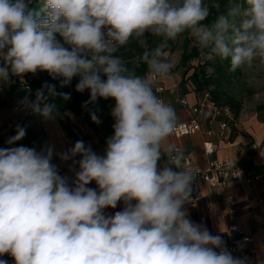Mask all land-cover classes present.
Wrapping results in <instances>:
<instances>
[{
    "label": "clouds",
    "instance_id": "clouds-1",
    "mask_svg": "<svg viewBox=\"0 0 264 264\" xmlns=\"http://www.w3.org/2000/svg\"><path fill=\"white\" fill-rule=\"evenodd\" d=\"M210 15L205 0H0V83L38 71L62 78L61 87L79 77L76 91L89 90L90 102L114 101L103 155L83 141L55 153L73 161L74 179L53 163L54 146H11L25 127L0 148V264L5 255L14 264H249L189 218L196 176L175 145L164 147L177 113L155 92L173 75L169 42L185 33L232 71L264 65V0H243L205 23ZM132 42L143 76L118 54ZM58 95L70 98L45 83L19 103L54 121L49 98ZM91 120L101 123L95 112Z\"/></svg>",
    "mask_w": 264,
    "mask_h": 264
},
{
    "label": "crops",
    "instance_id": "crops-1",
    "mask_svg": "<svg viewBox=\"0 0 264 264\" xmlns=\"http://www.w3.org/2000/svg\"><path fill=\"white\" fill-rule=\"evenodd\" d=\"M14 77H11V82ZM165 91L158 93V96L166 103L174 107L177 113V122L187 121L190 118L188 108L197 104L202 94L188 87L178 72H173L172 78L166 81H160ZM9 84L0 83V148H6L10 145L7 141L16 134L17 126L26 128L25 137L16 142L15 145H24L33 147L37 151L45 146H54L53 163L59 168L61 175L74 179L75 168L73 161H61L55 153H62L73 146V140L64 142L67 135V129H78L82 133V138L86 146H91L95 150L97 135L101 132L88 126L84 122L81 114L68 116L66 111L54 121H45L40 116L24 108L19 102L28 96L30 100L35 98L27 91L15 90L9 93ZM187 86V87H186ZM172 90V91H170ZM184 97L188 106H181L178 98ZM239 117V127L236 130H227L223 135H219L217 121H203L201 130L186 136H171L164 143L166 148L169 143L179 147L181 152L191 158V160L200 168L207 166L208 161L213 159L222 161L229 159L236 163L249 167L254 173L261 175V178L247 184L245 182H229L224 189L202 185L198 193V199L195 204L185 207L189 212V218L197 223L207 227L213 235L231 237V222L228 214L233 213L235 222L240 225L242 231L250 235L253 239L251 246L246 250H239L233 254L237 257H247L249 264H264V212L257 213L252 205L257 195L264 197V116L262 115H241ZM64 126V129L62 128ZM212 131L209 138L213 144V153L206 155L203 142L208 138L206 130ZM254 145V148L252 146ZM76 160H79L77 157ZM90 188H96L95 182L88 185ZM224 196H230L231 202L225 204ZM123 208V203H119L116 209H105L106 214L112 215ZM8 261V264H14L13 259L5 255L2 257Z\"/></svg>",
    "mask_w": 264,
    "mask_h": 264
},
{
    "label": "built area",
    "instance_id": "built-area-1",
    "mask_svg": "<svg viewBox=\"0 0 264 264\" xmlns=\"http://www.w3.org/2000/svg\"><path fill=\"white\" fill-rule=\"evenodd\" d=\"M164 91V86L158 81L155 86L156 94L158 95V93H163ZM178 102L181 106H188V102L184 97L178 98ZM188 110L190 113L189 120L177 122L176 130L172 136H189L196 131L201 130V123L203 121H217L219 135H223L227 130H236L239 127L240 121L238 115H234L230 107L218 105L212 99L209 92H203L201 100L197 104L190 106ZM71 132L72 136L66 135L63 139L64 142L73 140V138H76L77 140L82 138V133L78 129H73ZM205 133L208 138L203 142L204 152L206 155H211L213 153V144L209 137L212 136V131L208 129ZM107 138H109V136L102 134L101 132L97 135V143L94 152L99 155L104 154ZM175 148L177 151L181 152L179 147L175 146ZM252 148H254V145ZM183 155L185 158L183 164L196 176L192 185V199L191 202L187 203L188 205L196 203L202 185L217 187L220 189L219 195H221V190L224 189L229 182H245L249 184L252 181L261 178V175L254 173L249 167L229 159H224L222 161L211 159L208 161L206 167L200 168L189 156L185 154ZM161 163H163V159ZM223 201L225 204H228L231 202V197L224 196ZM252 208L257 213L264 212V197L262 195L256 196ZM228 217L231 222L230 232L232 233V236L229 238L223 237L226 247L232 252V254L237 253L239 250L249 249L253 241L252 237L242 231L240 225L235 222V216L233 213H229Z\"/></svg>",
    "mask_w": 264,
    "mask_h": 264
},
{
    "label": "trees",
    "instance_id": "trees-1",
    "mask_svg": "<svg viewBox=\"0 0 264 264\" xmlns=\"http://www.w3.org/2000/svg\"><path fill=\"white\" fill-rule=\"evenodd\" d=\"M223 5H226L229 0H221ZM233 4L243 3V0H231ZM222 11H215L211 9V15L205 21V23H212L216 17L221 14ZM183 43L182 49L179 53L178 60L180 66L183 67V73L186 74L190 68V63L193 59L199 57V51L197 47L192 46L190 47V39L187 33L182 35ZM60 39L59 37H57ZM153 37H149V44L150 46H155L157 43L152 42ZM142 49L139 46L132 42L129 45L122 47L119 51V55H121L125 61L127 62L128 67L135 71L137 75H145L147 72V67L142 62L139 61L138 57L141 53ZM169 54L172 52V48L167 49ZM121 53V54H120ZM131 59H135L136 63L131 65L128 61ZM224 64L228 69L230 76H237L240 74V69L236 71H232L230 69V62L228 60H224ZM61 79L57 78L53 79L47 72H37L36 74L27 73L23 77H14V80L9 84V93L14 92L15 90H23L29 92L35 98V93L37 90L41 89V87L45 84H52L55 85L56 91L58 93H67L70 94V98L68 100H64L61 96H56L55 98H49L50 102L55 103L57 105L58 114L56 117H60V115L65 112L66 110H71L76 113L82 115L83 120L88 126L94 129H101V133L107 136L113 135V128L112 125L114 123L113 118L110 115L111 108L114 106V101L111 99L104 100L98 99L96 102H90V92L89 90H85L83 92L76 91V84L79 82V77H74L71 83L65 87H61ZM184 79H182L183 82ZM185 81H188L195 90H200L203 92H209L212 99L220 106H228L234 113L237 115L240 109V104L235 102L232 97L221 93L217 87L213 86V89H209L212 82V77L205 73V67L198 66L192 68V72L186 77ZM209 89V90H206ZM264 108V106L262 107ZM95 112L98 118L100 119L103 116H107L111 119L112 123H100L96 124L91 120V113ZM66 134L72 136L71 130L67 129ZM78 140L73 138V146ZM71 146V148L73 147ZM79 159L80 157L77 156Z\"/></svg>",
    "mask_w": 264,
    "mask_h": 264
},
{
    "label": "rangeland",
    "instance_id": "rangeland-1",
    "mask_svg": "<svg viewBox=\"0 0 264 264\" xmlns=\"http://www.w3.org/2000/svg\"><path fill=\"white\" fill-rule=\"evenodd\" d=\"M211 9L215 11H222L226 13L228 8L233 5L231 0L228 1L226 5H223L221 0H205ZM183 36L181 35L175 41H170V48L172 52L170 54L171 60L174 62L175 67L172 72H178L180 77L184 79V83L190 87L192 90L202 93L200 90H195L193 86L185 81L186 77L192 72V68L203 66L205 67V73L212 77L214 80L209 89L217 87L221 93L229 95L234 99L235 102L240 104L239 112L243 115H262L264 116V65L255 64L252 68L249 69H240V74L233 77L229 75L228 69L224 64V60H221L219 57L213 56L206 49H201L194 41L190 38V47L195 46L199 51V57L193 59L190 63V70L184 74L183 67L180 66L178 56L182 49ZM159 43V38H152V42ZM121 54V53H120ZM131 65L136 63L135 59L128 61ZM186 86V87H187ZM206 89V90H209ZM68 116H75L76 113L71 110H66ZM102 123H112L111 119L107 116L100 118ZM64 129V126H62ZM71 128L70 130H73ZM101 130V129H97Z\"/></svg>",
    "mask_w": 264,
    "mask_h": 264
}]
</instances>
